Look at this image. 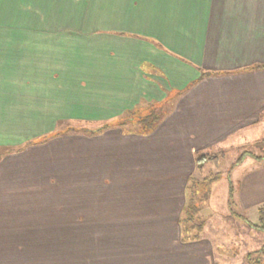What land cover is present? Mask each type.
Returning <instances> with one entry per match:
<instances>
[{
  "label": "crops",
  "instance_id": "0c3cea01",
  "mask_svg": "<svg viewBox=\"0 0 264 264\" xmlns=\"http://www.w3.org/2000/svg\"><path fill=\"white\" fill-rule=\"evenodd\" d=\"M146 106L166 107L195 163L245 154L224 176L232 203L169 229L146 210L119 219L139 198L111 209L120 199L90 192L88 177L77 221L97 235L74 241L62 203L73 181L48 185L56 143L73 123L104 127ZM263 153L264 0H0V264H264ZM177 193L182 215L189 194Z\"/></svg>",
  "mask_w": 264,
  "mask_h": 264
},
{
  "label": "rangeland",
  "instance_id": "374dc122",
  "mask_svg": "<svg viewBox=\"0 0 264 264\" xmlns=\"http://www.w3.org/2000/svg\"><path fill=\"white\" fill-rule=\"evenodd\" d=\"M72 27L75 29L81 27V24L74 23ZM151 111L155 113L156 116H154L157 117V120L153 129L146 130L144 127L151 122L150 117L146 123L142 124H139L135 117L148 115ZM166 115L167 109L164 106H146L143 111L137 110V113L125 114L120 119L106 123L107 128L101 126L105 122L102 124L73 123L70 128H66L65 132L72 135L71 140L64 139L62 144L60 141L56 143L57 152L55 155L56 160L58 159V166H56L55 174L51 172V175H55L53 178L55 182L52 181L48 185L51 187V191H54L60 179L73 181V189L70 191L69 197L68 195L64 197L62 203L71 211L73 217L74 241H80L81 238H95L97 235L94 236V233L89 230L81 231L80 220L77 221L80 219L83 208L81 189L87 185L81 181H85L88 177L94 182L88 184L90 192H107L103 194L120 199L119 205L111 209L118 210L121 208L122 211L124 210L125 207L121 206L120 203L125 194L135 193L136 197L139 198L138 206H130L132 210L128 214H121L120 216L115 214L119 219L132 214L143 216L144 210H146L152 213L150 216L157 217L160 223L168 225L169 229L172 228L171 225L178 222L184 226L201 223L207 218L204 213L206 208L216 206L217 209L221 210V207H225L224 201L226 205L232 203V200L231 203L229 202L228 194L230 189L233 193V188L230 186L227 188L228 183L224 178L227 169L228 174L232 169L228 167L230 152H213L219 156L216 160L217 164L204 162L198 168L196 163L189 158L190 150L186 148L187 144L178 137L179 128L176 119L166 118ZM155 130L156 132H154ZM95 153H102V155L109 153L108 163H105L103 156L102 162L97 161L100 166L102 165V168H95L93 171L90 169L89 172L84 171V169L81 171L88 154ZM203 153L210 154V151L200 152V155ZM209 168L213 170L209 172ZM214 174H219L218 180L212 182L205 180ZM193 181L197 185L189 188ZM178 191L179 197L182 192L186 195L189 194L187 206L194 211L191 210L188 217L186 214L181 215L180 208L177 207V202L180 201V199L178 200ZM145 195L146 199L144 200ZM47 201L51 203L54 200L48 199ZM144 201L147 206L150 205L151 207L144 209ZM125 202L128 203L127 200ZM153 205L158 208L152 207ZM139 206L143 211H140ZM199 209H202L200 211L204 215H199ZM153 212L159 213L154 216ZM116 216H104V222L112 221L109 218ZM148 216L146 215V217ZM165 217L168 220L164 219ZM226 217L228 219V215ZM108 233L113 234V232ZM190 233L195 234L196 231L191 230ZM190 233L188 234L189 237L191 236ZM200 235L198 233L195 236L200 237ZM81 250L80 244L74 246L73 255L79 258L83 254Z\"/></svg>",
  "mask_w": 264,
  "mask_h": 264
},
{
  "label": "trees",
  "instance_id": "16d2710c",
  "mask_svg": "<svg viewBox=\"0 0 264 264\" xmlns=\"http://www.w3.org/2000/svg\"><path fill=\"white\" fill-rule=\"evenodd\" d=\"M151 115V116H150ZM155 115V113L153 112V111H151L148 115H145V116H139V117H135V118H137V122L139 123V124H142V123H146L147 122V120H149V117H150V123L148 124L147 123V125L144 127V129H146V130H149L150 128L151 129H153V127H154V123H155V121L157 120V117H155L154 116ZM152 122H153V124H152ZM103 128V127H102ZM104 128H107L106 126H104ZM103 128V129H104ZM99 130H101V129H99ZM98 130V131H99ZM243 156H245V154H242L237 160H236V162H234V164L230 167V169L231 168H233L234 166H236L237 164H239V162L241 161V159H242V157ZM219 158V156L217 155V154H211V155H208V154H202V155H200V156H198V158H197V160H196V166H198V168L204 163V162H211V163H216V160ZM258 159H264V153H263V155H262V157H260V158H258ZM219 178V174H214V175H210V176H208L205 180H207L208 182L209 181H215V180H217ZM195 185H197L196 183H195V181H193L192 182V185L189 187V188H191V187H193V186H195ZM228 198H229V202L231 203V200H232V191H231V189L229 190V194H228ZM187 211L185 212V214H186V216L188 217L189 216V213L191 212V210L192 211H194V209H191L190 210V208L188 207V209H186ZM190 210V211H189ZM196 213V212H195ZM186 220V219H185ZM184 220V221H185ZM188 220H190V219H188ZM200 222L196 225V227L198 228V227H200ZM195 227V226H194Z\"/></svg>",
  "mask_w": 264,
  "mask_h": 264
}]
</instances>
